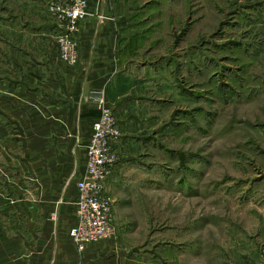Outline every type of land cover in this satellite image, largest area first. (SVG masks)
<instances>
[{"label": "rangeland", "instance_id": "rangeland-1", "mask_svg": "<svg viewBox=\"0 0 264 264\" xmlns=\"http://www.w3.org/2000/svg\"><path fill=\"white\" fill-rule=\"evenodd\" d=\"M140 1L129 59L149 61L141 77L152 118L135 155L142 174L118 192L131 197L129 241L147 257L166 244L181 256L183 229L191 264H238L245 254L264 264V0ZM17 13L25 15V0H0L1 70L6 44L25 47V32L7 27ZM2 114L0 163L5 152L25 151V121ZM15 220L0 217V232L11 236L6 223Z\"/></svg>", "mask_w": 264, "mask_h": 264}, {"label": "crops", "instance_id": "crops-1", "mask_svg": "<svg viewBox=\"0 0 264 264\" xmlns=\"http://www.w3.org/2000/svg\"><path fill=\"white\" fill-rule=\"evenodd\" d=\"M51 1L25 0V15L14 14L7 25L9 34L25 32V47L5 45L8 64L0 68V112L10 121H25V151L5 152L0 163V191H5L0 194V217L16 219L6 223L14 226L11 236L0 232L7 235L0 236V264H191L183 229L181 256L170 257L166 244L160 254L152 251L147 257L146 247L130 242L128 233L137 229L125 220L131 197L118 193L142 174L135 155L148 138L152 118L144 94L149 82L141 77L149 61L129 59L141 22L137 14L144 5L140 0H86L87 15L77 35L79 59L67 64L59 58L58 22L47 10ZM17 20L24 21L21 30L23 21ZM102 105L113 109L122 129L115 144L119 160L106 184L114 199L116 234L79 253L69 232L77 224V184L86 170V145ZM18 171L25 172L16 183ZM239 259L238 264L253 262L247 254Z\"/></svg>", "mask_w": 264, "mask_h": 264}, {"label": "built area", "instance_id": "built-area-1", "mask_svg": "<svg viewBox=\"0 0 264 264\" xmlns=\"http://www.w3.org/2000/svg\"><path fill=\"white\" fill-rule=\"evenodd\" d=\"M48 11L60 27L57 47L59 58L67 64L79 59L78 34L80 23L87 15L86 0H52ZM122 129L112 108L102 105L87 148V166L78 182L77 224L69 235L79 253L103 238L115 235L113 224L114 199L106 192V184L119 160L115 144ZM78 264H87L81 260Z\"/></svg>", "mask_w": 264, "mask_h": 264}]
</instances>
